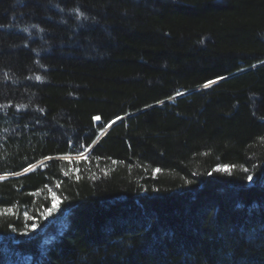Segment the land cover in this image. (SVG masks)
Listing matches in <instances>:
<instances>
[{"label": "trees", "instance_id": "trees-1", "mask_svg": "<svg viewBox=\"0 0 264 264\" xmlns=\"http://www.w3.org/2000/svg\"><path fill=\"white\" fill-rule=\"evenodd\" d=\"M0 264H264V0H0Z\"/></svg>", "mask_w": 264, "mask_h": 264}, {"label": "snow or ice", "instance_id": "snow-or-ice-1", "mask_svg": "<svg viewBox=\"0 0 264 264\" xmlns=\"http://www.w3.org/2000/svg\"><path fill=\"white\" fill-rule=\"evenodd\" d=\"M37 79H40V77H37ZM221 79H223V77H221ZM209 83H215V81H209ZM207 86H208V84H205V85H204V87H207ZM94 119H96V120H100V117L97 116V117H95ZM25 171H27V169H25ZM247 179H248L249 181H251V180H252V176L249 175V176L247 177ZM52 200H53V202H52V206H51V208L48 210V213H49V214L57 208V199H56V197L53 196ZM25 216H27V213H25ZM36 227H37V225H36V224H33V225L31 226V229H32V230H35Z\"/></svg>", "mask_w": 264, "mask_h": 264}, {"label": "water", "instance_id": "water-1", "mask_svg": "<svg viewBox=\"0 0 264 264\" xmlns=\"http://www.w3.org/2000/svg\"><path fill=\"white\" fill-rule=\"evenodd\" d=\"M224 79V78H223ZM209 85V84H208ZM204 87V86H203ZM200 88H202V87H200ZM200 88H197V89H200ZM188 93V92H187ZM187 93H183V94H187ZM183 94H181V95H177V96H175V97H173V99L174 98H177V97H179V96H182ZM117 121H115L114 123H112L111 125H109V127L105 130V131H103L102 133H101V135L98 137V139L95 141V143L89 148V150H91V148L93 147V146H95L98 142H99V140L108 132V130L116 123Z\"/></svg>", "mask_w": 264, "mask_h": 264}]
</instances>
